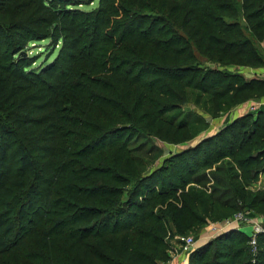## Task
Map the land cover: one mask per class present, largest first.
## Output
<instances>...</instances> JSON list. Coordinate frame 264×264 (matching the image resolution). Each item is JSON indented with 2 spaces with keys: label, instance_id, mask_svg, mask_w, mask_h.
<instances>
[{
  "label": "trees",
  "instance_id": "1",
  "mask_svg": "<svg viewBox=\"0 0 264 264\" xmlns=\"http://www.w3.org/2000/svg\"><path fill=\"white\" fill-rule=\"evenodd\" d=\"M245 67H264V0H0V264H169L176 234L239 191L233 169L263 166L264 105L200 142L208 123L182 109L216 118L263 95ZM156 141L190 144L156 166ZM240 230L194 246L188 264H251Z\"/></svg>",
  "mask_w": 264,
  "mask_h": 264
},
{
  "label": "rangeland",
  "instance_id": "2",
  "mask_svg": "<svg viewBox=\"0 0 264 264\" xmlns=\"http://www.w3.org/2000/svg\"><path fill=\"white\" fill-rule=\"evenodd\" d=\"M100 1L101 0H70L71 4L75 5V7L79 9H84V10H92V9L97 8L100 4ZM60 5H62V3H60ZM48 41L49 40L34 41L32 43L33 46L29 50V53L30 54L38 53V51H40V49H42V47L45 46L48 43ZM42 60H43V55L37 60V62L34 63V65L36 67L39 66L42 63ZM249 70H252L253 72H250L249 74ZM242 72L245 74L244 76L246 79L250 78V75L264 76V67L263 68L245 67L242 69ZM263 98H264V94L251 97L250 99H248L247 101L243 103L232 106L228 111L220 114L216 118H212L210 112L202 110L201 108L203 107L202 105L197 106L195 104H185V106H183L182 109H184V111L190 109L191 117H194L198 114L203 115L204 121L208 123L209 127H207V124H206L204 133H202L196 138V139H199L206 133H209L210 130H211L210 132L212 133L213 130L218 128V126H216V128L212 130L213 126L211 123L213 119L216 120V121H213V123L215 122L216 124L219 123L221 125L223 122L226 123L227 121L229 120L232 121L233 119L241 115H244L246 113L254 112L257 109L256 107H258L259 103L263 100ZM201 102L203 103V101ZM177 112L178 111H174L173 113H177ZM177 117H178L177 121L185 117L184 112H178ZM207 120L209 122H207ZM192 123L193 122H191L190 125L193 128H200L202 126V124L200 125V124H192ZM220 128L221 126L219 127V129ZM133 143H135L136 145H139V147H142L139 153L140 155L142 154L143 156H146L144 154L147 152V149L152 145L153 142L152 141L150 142L148 139H146V134H143L141 138L135 140ZM155 143L160 148L155 150L154 153L150 154V157L157 158L161 155L155 163L156 166H160L163 163V160L165 159V157L178 153V151L187 147L190 144L188 143L185 145H182V144L174 145V144H170V143L168 144V143H163L159 141H156ZM242 155L245 156V154H242ZM227 160L229 162L232 161L228 157V158H224L222 162L224 163ZM177 162L178 161L176 160L175 163L177 164ZM155 165L153 167H155ZM261 165L263 166L257 169L258 172H256V177L254 178H252L251 176L242 175L240 168L238 166H236L233 169V173H236L235 175L237 178L232 181L238 184L239 191L234 192L233 190H230L225 196L220 198V202H215V205H216L215 216L210 218L207 224H197L195 228L189 229L188 231H185L183 234H180V233L176 234L175 239L171 240L172 245L174 246V251L172 250L170 252L172 254V259L170 260L169 264L171 263L174 264V261H175V264H177L176 259L180 257L179 255H181L182 252L187 253V251H183V241L188 236L193 237L194 241L196 242L195 246H197L199 245L200 242L206 243L207 241L213 239L215 235H217V233L224 231V228L228 225H233L234 226L233 229H241L240 231L246 234V236L244 235L245 237H247V235L248 236L253 235V231H254L253 225L256 223H264V211L260 209L261 200L264 195V161L262 162ZM251 166L254 167L253 169H255L254 164H251ZM171 171L172 169L169 168V171L164 173L163 177L166 175L170 176ZM178 171L181 172L183 170H178ZM198 171L199 173L205 172L209 176V174H211V172L214 171V167L204 166V167L199 168ZM210 178H211L210 180L211 182H208V189L206 192L207 194H209L212 191L211 184L213 180H212V177ZM190 184H188L187 187H190ZM158 185L159 186L162 185V182L159 181ZM192 186L199 188L196 184H193ZM243 188L246 190V192L243 191ZM219 193L220 192H217L216 195H219ZM236 197H239L240 199L238 198L236 199ZM225 199H230V200H228L229 202L224 205L223 201H225ZM248 202L250 203L248 204ZM238 213H242L243 215L248 217L249 222H239L236 219V216ZM238 235H239L238 233H234L233 237H236ZM239 244L244 245V247H246L247 250L245 249V252L246 254L249 253L248 255H246V257L247 259L251 261L250 263L257 264L258 263V259L256 256L257 254H255V252L252 250V247L250 243L248 242V240L245 241L243 238V240H240L238 242V247H239ZM211 256L212 254L209 256V258H211ZM179 263L181 264V260H179Z\"/></svg>",
  "mask_w": 264,
  "mask_h": 264
},
{
  "label": "built area",
  "instance_id": "3",
  "mask_svg": "<svg viewBox=\"0 0 264 264\" xmlns=\"http://www.w3.org/2000/svg\"><path fill=\"white\" fill-rule=\"evenodd\" d=\"M260 105H264V98L263 100L259 103L258 106ZM236 219L239 222H249V218L246 217L245 215H243L242 213H238L236 216ZM253 235L250 236V245L252 247V250L255 252V254H257L258 252V234L264 231V228L262 226V223H256L253 225ZM196 242L194 241L193 237L188 236L184 239L183 241V251H191L194 246H195Z\"/></svg>",
  "mask_w": 264,
  "mask_h": 264
},
{
  "label": "crops",
  "instance_id": "4",
  "mask_svg": "<svg viewBox=\"0 0 264 264\" xmlns=\"http://www.w3.org/2000/svg\"><path fill=\"white\" fill-rule=\"evenodd\" d=\"M250 72H253L252 70H249V74H250ZM253 76H255V75H253ZM252 75H250V77H253ZM213 121H216L215 119H213ZM213 121H212V130L214 129V128H216V126H218V128H216L215 130H213L212 131V133L209 131V133H206V134H214L215 132H217L218 130H219V127L221 126V127H223V126H225V125H227L231 120H229V121H227L226 123L225 122H223L221 125L219 124V123H213ZM205 134V135H206ZM225 228H227V230L228 229H232V228H234V226L233 225H228V226H226ZM224 228V229H225ZM218 234V233H217ZM204 242H200L199 243V245H201V244H203ZM198 246V245H197ZM189 253L190 252H188V253H183L182 252V254L181 255H179L180 257L178 258V259H176V261H177V264H180L179 263V260H181V264H188L189 263ZM175 258V257H174ZM177 258V257H176ZM172 264V263H171ZM174 264H175V261H174Z\"/></svg>",
  "mask_w": 264,
  "mask_h": 264
},
{
  "label": "water",
  "instance_id": "5",
  "mask_svg": "<svg viewBox=\"0 0 264 264\" xmlns=\"http://www.w3.org/2000/svg\"><path fill=\"white\" fill-rule=\"evenodd\" d=\"M211 134H206V135H204L200 140H198V142H200L202 139H204V138H206L207 136H210ZM262 226H263V228H264V223H262ZM227 230V228H225L224 229V231H226ZM223 232V231H222Z\"/></svg>",
  "mask_w": 264,
  "mask_h": 264
}]
</instances>
